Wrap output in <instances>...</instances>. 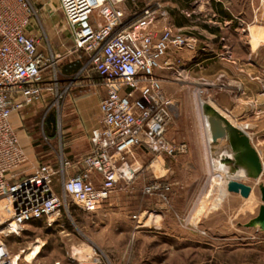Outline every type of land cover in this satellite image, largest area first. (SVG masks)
I'll use <instances>...</instances> for the list:
<instances>
[{"label": "built area", "instance_id": "2783aa9c", "mask_svg": "<svg viewBox=\"0 0 264 264\" xmlns=\"http://www.w3.org/2000/svg\"><path fill=\"white\" fill-rule=\"evenodd\" d=\"M39 1L45 5L44 0H0V264H15L9 239L29 222L45 218L51 225V218L68 208L69 198L84 210H98L119 186L130 185L138 174L131 155L143 143L171 155L188 147L166 138L175 101L156 71L170 50L192 48L195 41L171 27L156 28L168 9L145 0L131 19L125 8L128 0H58L76 47L89 55L107 85L101 123L91 132L88 154L77 159L61 154L58 166L39 163L31 171L23 168L29 157L11 116L40 100L44 91H54V84L43 83L53 56L39 48L41 36L31 30ZM79 166L82 171L72 174ZM56 177L61 192L55 188ZM169 189L158 181L144 185L145 193L166 199ZM17 264H23L22 259ZM78 264L106 263L91 257Z\"/></svg>", "mask_w": 264, "mask_h": 264}, {"label": "rangeland", "instance_id": "374dc122", "mask_svg": "<svg viewBox=\"0 0 264 264\" xmlns=\"http://www.w3.org/2000/svg\"><path fill=\"white\" fill-rule=\"evenodd\" d=\"M44 1L46 9L38 12L33 29L41 36L39 48L53 56L51 73L54 75V91L19 114L21 129L33 151V156L23 167L29 168V171L39 163H56L66 147L70 134L66 132L64 105L70 99V94H77L80 89L86 88V84H97V88L103 86L107 91V85L90 64L89 55L77 47L71 48L74 39L58 1ZM136 1L142 3L141 8L146 4L145 0ZM156 1L162 4V8H167L163 0ZM196 48L197 43L194 42V46L187 49ZM219 48L221 51L218 53L221 54H216V61L209 63L226 64L218 67L223 68L221 76L206 80L198 73L200 78H196L198 83L194 91L187 93L188 106L181 116L183 131L191 132L196 137L193 140L192 160L186 169H182L181 165L180 169L169 171L171 182L175 183L176 178L178 180L175 185L179 186V199L189 198L192 201L189 204H179L182 206L179 213V264H264V226H261V220L258 225L254 223L264 204L260 190V186L264 184V170L258 178L231 176V172L223 175L212 170L208 162L211 151L219 155L221 163L228 165L238 160L229 154L227 147L221 146L219 149L216 146L208 136L209 129L206 144L201 125L203 106L199 104L201 101L214 103L231 115L238 128L243 129L241 132L249 137L252 146L259 150L264 161V43L256 47L251 43L242 44L236 48L222 43ZM234 49L242 54L245 51L247 53L245 59L236 61L244 68L245 76L242 77L241 84L228 68V60L234 61ZM175 72V79L179 84V69ZM186 76L181 77L180 81L190 84L191 77L188 74ZM168 94L174 101L178 100L179 112V92ZM50 116L53 117L52 123L48 120ZM176 120L178 127L175 132L179 136V114ZM166 138L171 144H179V140L171 139L168 131ZM183 142L188 146L187 151L176 155L164 152L166 162L170 163L188 152L189 141H180ZM223 151L228 154H223ZM228 178L239 179L251 185L250 195L243 197L239 193L228 191ZM61 189L62 185L58 182L56 190L61 192ZM170 191L171 186L166 191L168 197ZM67 204L68 208L64 206L51 225L45 218L32 221L19 234L10 237L9 246L15 254H24L41 244L36 257L30 261H22L23 264H78L91 257L112 262L111 230L104 226L107 221L102 209L104 204L95 211L78 207L70 198ZM75 250H80L83 256H79ZM175 262L174 258L170 264Z\"/></svg>", "mask_w": 264, "mask_h": 264}, {"label": "crops", "instance_id": "0c3cea01", "mask_svg": "<svg viewBox=\"0 0 264 264\" xmlns=\"http://www.w3.org/2000/svg\"><path fill=\"white\" fill-rule=\"evenodd\" d=\"M163 2L169 9V15L165 19L159 20L156 28L160 31L169 25L175 30L190 36L197 43V48L194 50L187 48L178 51L170 50L164 58V65L156 71V75L161 78L168 93L179 92V112L177 111L178 100L175 99V102H177L174 104L173 109L174 122L171 123L168 135H171V139L179 140V143L180 141H189L190 147L185 155H179L170 163L166 162L164 153L152 150L145 143L134 150L131 160L138 170L136 178L130 185L119 186L102 208L106 217L105 220H107L104 226L111 230L112 262L109 263L105 260L106 264H170L174 261V258L176 260L175 264H179V235L181 232L179 230V213L182 209L179 204H189L192 201L189 198L179 199V186L175 185L178 180L176 178L175 183L171 182L169 171L174 172L180 169L181 165L183 166L182 169H186L192 160L191 156L194 154L193 140L196 137L191 132L183 131L184 127L181 119L184 108L188 106L187 93L194 91L195 85L198 83L196 82V78L199 77L198 73L201 74L200 77L206 80H214V78L221 76L223 68L218 67L226 64L218 65V62H209L216 61V54H221L218 52L221 51L219 46L222 43L230 44L234 48L237 45L253 44L255 40L257 42L261 41L260 44L264 43V0H163ZM42 4L43 1H39L37 4L39 11L46 9V5L43 6ZM141 6L142 3L139 1L128 0L125 3L127 15L133 19L140 12ZM31 30L35 31L33 25ZM73 47H76L75 39L71 48L73 49ZM236 51L232 53L234 61L228 60L230 61L228 68L234 77H238L239 84H241L242 77L245 76L244 68L240 62L236 61L245 59L247 53L245 51L242 54ZM198 68L201 69L195 72ZM178 69L179 84L175 79V71H178ZM95 73L97 72L95 71ZM187 74L191 77L190 84L180 81L181 77H185ZM97 75L100 77L98 73ZM43 83L54 84V76L51 71L46 72ZM97 87V84H86L85 89H80L73 96L70 94V99L64 105L66 132L70 134L66 147L61 152L66 157L77 159L91 151V132L101 123L100 106L106 95L103 86ZM50 94H52L51 91H44L43 97L45 95L50 96ZM33 103L26 105L18 112H14L11 116L12 124L19 135L21 143L24 147L26 146L25 149L29 159L33 156V151L28 146L29 143L23 134L24 130L21 129L22 124L19 114ZM204 103V101H201L199 104L203 106L201 125L206 144V134L207 129H209L208 114L220 117L223 123L227 122L235 125L237 128L234 131V139L239 145V159L234 162L237 165L236 170L244 171L247 165V157L244 152L245 146L242 141H237V137L238 135L241 136L239 133L243 129L238 128L233 117L227 114L225 110L214 103L207 102L213 109L210 110L204 107ZM178 114L179 136H176L175 131L178 127L176 117ZM208 136L210 135L208 134ZM215 155V151H211L208 156L211 168H213L215 157L221 163L219 155ZM51 164L58 166L59 159L56 163ZM81 171L82 166L71 169L72 174ZM92 177L98 179V174L93 173ZM152 181L171 186L167 199L159 193L147 194L144 192V185ZM58 182L60 180L56 177L54 182L56 189ZM104 242L106 243V240Z\"/></svg>", "mask_w": 264, "mask_h": 264}, {"label": "water", "instance_id": "95a60500", "mask_svg": "<svg viewBox=\"0 0 264 264\" xmlns=\"http://www.w3.org/2000/svg\"><path fill=\"white\" fill-rule=\"evenodd\" d=\"M208 121H209V127H210V131L212 135V141L217 144V147H219V149L221 148V146L223 148H226L228 134H227V129L224 126L222 119L214 114H211L208 117ZM239 134L241 136L239 137L238 135L237 141L238 140L240 142L242 141V143L246 146V148L244 149L245 155L255 165L257 173H262L263 166H262L260 156L255 150V148L252 146V144L250 143L249 137L245 133H242V132H240ZM223 154H228V152L223 151ZM224 165L227 167V170L229 171H235L237 167L234 161L231 164H228V165L224 164ZM227 189L228 191L239 193L243 197H248L252 191V186L240 181L239 179L228 178L227 179ZM260 190H261V198L264 202V184L260 186ZM260 220L262 221L261 226H264V204L261 205L260 213L258 217L254 220V223L258 225L257 223Z\"/></svg>", "mask_w": 264, "mask_h": 264}, {"label": "bare ground", "instance_id": "6f19581e", "mask_svg": "<svg viewBox=\"0 0 264 264\" xmlns=\"http://www.w3.org/2000/svg\"><path fill=\"white\" fill-rule=\"evenodd\" d=\"M260 43H261V41L257 42L255 40V42L253 43V46L256 47ZM204 107H207L208 109L213 110L211 105L208 104L207 102L204 103ZM207 117H209V114L207 115ZM223 124L227 129V134H228V136H227V138H228L227 148L229 150V154L238 160V158H239V155H238L239 145H237L236 140L234 139L235 138L234 137V131L237 127L235 125H233L231 123H227V122H224ZM209 133H210L209 137L211 139L212 135H211L210 127H209ZM250 143H251V141H250ZM245 148H246V146H245ZM255 150L257 151V153L260 156L262 166H263V170H264V161L262 160V156H261L259 150H257V149H255ZM213 163L214 164H213L212 170L214 172H218V173H221L223 175H225L229 172H231V176L238 175L239 177L258 178L261 175V173H257L255 165L248 158H247V165H246V168H244L245 169L244 171H242V170H240V171H236V170L235 171H229V170H227V167L225 165L219 163L218 158H214ZM51 220L54 221L55 220L54 217H52ZM40 249H41V244H37L33 249H31L28 252H25L24 254H19V253L16 254L15 259H14V263L17 264L18 259H22V261H26V260L30 261V260L34 259L36 257V255L40 252ZM75 253L79 254V256H81V255L83 256V254H81L80 250H77V251L75 250Z\"/></svg>", "mask_w": 264, "mask_h": 264}, {"label": "trees", "instance_id": "16d2710c", "mask_svg": "<svg viewBox=\"0 0 264 264\" xmlns=\"http://www.w3.org/2000/svg\"><path fill=\"white\" fill-rule=\"evenodd\" d=\"M48 120H49L50 123H52L53 122V117L50 116Z\"/></svg>", "mask_w": 264, "mask_h": 264}]
</instances>
